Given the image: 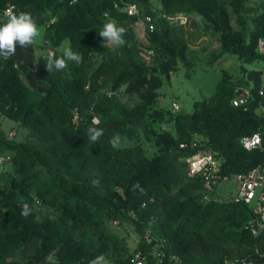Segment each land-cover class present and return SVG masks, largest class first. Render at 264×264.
Listing matches in <instances>:
<instances>
[{
    "label": "trees",
    "instance_id": "trees-1",
    "mask_svg": "<svg viewBox=\"0 0 264 264\" xmlns=\"http://www.w3.org/2000/svg\"><path fill=\"white\" fill-rule=\"evenodd\" d=\"M8 4L45 27L52 54L61 56L68 39L82 62L47 72L50 52L37 54L35 44L0 56V153L13 160L0 173V264H89L99 255L107 264H134L138 250L145 264H176L173 256L184 264L256 259L246 228L250 207L206 201L202 177L187 175L186 158L196 149L180 144L197 139L218 151L226 174L264 164V71L225 74L189 114L160 108L157 99L161 74L169 77L179 61L191 69L199 58L185 27L168 16L201 18L194 25L219 42L211 63L231 53L253 64L264 60L257 49L264 0H0ZM129 4L154 16L152 30ZM109 20L125 27L124 45L99 36ZM238 85L253 89L246 105L232 104ZM3 117L24 127L23 139L8 137ZM89 127L103 130L95 143ZM254 132L262 145L244 148L241 138ZM115 221L133 224L140 242L131 245Z\"/></svg>",
    "mask_w": 264,
    "mask_h": 264
},
{
    "label": "rangeland",
    "instance_id": "rangeland-1",
    "mask_svg": "<svg viewBox=\"0 0 264 264\" xmlns=\"http://www.w3.org/2000/svg\"><path fill=\"white\" fill-rule=\"evenodd\" d=\"M232 20L235 21V15L231 12ZM8 17L0 19V24L6 23ZM194 22L201 24V18L192 19L184 30L187 33L188 41L195 47L198 53V60L189 69L185 62L179 61L175 71L170 76L161 74L162 85L159 88V96L157 99L158 106L163 109H172V103L177 102L180 108L178 112L189 114L196 101L211 96L216 89L217 82L227 73L237 74L245 70L257 69L264 71V60L257 61L253 64H245L240 61L237 55L225 53L216 57L211 63L210 56L219 50V42L217 36L205 34L204 30L197 28ZM40 35L36 38L35 50L37 54L46 55L51 49L47 48L48 42H45V27L37 24ZM47 46H46V45ZM70 47L69 40L63 41L60 48L63 50ZM24 81L28 84L26 79ZM138 100L137 96L129 98L131 103ZM1 127L7 133L8 137L19 141L24 138L26 132L24 127L18 125L14 120L3 117L1 119ZM15 131L13 137L11 133ZM237 183L232 180H225L219 183L215 189H210L205 200H230L237 192ZM113 227L120 234L127 236L131 245H137L140 242L139 233L133 224L113 222ZM24 250V249H23ZM32 250V248H27ZM26 252L21 254V261L25 262Z\"/></svg>",
    "mask_w": 264,
    "mask_h": 264
},
{
    "label": "built area",
    "instance_id": "built-area-1",
    "mask_svg": "<svg viewBox=\"0 0 264 264\" xmlns=\"http://www.w3.org/2000/svg\"><path fill=\"white\" fill-rule=\"evenodd\" d=\"M14 4H8L6 7H0V19L7 17L6 13H14ZM129 13L136 15L139 19L148 24L150 30L154 28V16L151 14H142L137 4L128 5ZM168 18L176 25L187 26L190 23V17L185 13H178ZM259 53L264 57V38H259L257 43ZM146 55H152L151 49L145 50ZM52 53V51H50ZM253 89L251 85H238L234 89L232 104L234 106L246 105L253 98ZM172 108L177 111L180 106L177 102L172 103ZM15 131L11 133V137ZM259 141H255V137ZM241 143L246 149L257 148L262 145V135L260 132H254L244 135ZM247 144V147L245 146ZM204 143L201 140L192 139L180 144L181 147L195 148V152L186 158L187 175L190 177L201 176L204 185L208 190L214 189L219 183L225 180H234L238 187L235 196L232 198L235 202H243L250 207V216L246 223V228L254 239L253 253L256 259L250 257H241L229 259L227 264H264V164L253 167L247 171L226 174L223 172V156L218 151H212L203 148ZM13 165L12 156L0 153V173L7 167ZM174 263L184 264L180 259L172 257ZM134 264H145L143 252L138 250L132 257Z\"/></svg>",
    "mask_w": 264,
    "mask_h": 264
},
{
    "label": "clouds",
    "instance_id": "clouds-1",
    "mask_svg": "<svg viewBox=\"0 0 264 264\" xmlns=\"http://www.w3.org/2000/svg\"><path fill=\"white\" fill-rule=\"evenodd\" d=\"M6 15L8 17L7 22L0 24V56L4 59H10L16 54L17 46L27 48L34 44L40 32L36 21L30 13L20 12L15 14L9 11ZM125 32L124 26L118 25L114 20H109L103 25L99 36L109 45L122 46L125 44L123 38ZM69 61L79 65L82 62V56L74 52L70 47L63 49L62 55L59 57L50 53L46 58V70L47 72L63 71L68 67ZM92 123L97 125L99 120L94 118ZM88 134L89 139L95 143L103 135V130L98 127H89ZM254 139L256 142L259 141L258 136ZM110 143L113 148H117L119 146V137H114ZM245 146L247 147V144ZM93 183H98V181H93ZM31 212L32 209L27 204H24L21 215L28 217ZM89 264H107V262L104 255H99L89 261Z\"/></svg>",
    "mask_w": 264,
    "mask_h": 264
},
{
    "label": "water",
    "instance_id": "water-1",
    "mask_svg": "<svg viewBox=\"0 0 264 264\" xmlns=\"http://www.w3.org/2000/svg\"><path fill=\"white\" fill-rule=\"evenodd\" d=\"M190 127H192V124L190 125Z\"/></svg>",
    "mask_w": 264,
    "mask_h": 264
},
{
    "label": "crops",
    "instance_id": "crops-1",
    "mask_svg": "<svg viewBox=\"0 0 264 264\" xmlns=\"http://www.w3.org/2000/svg\"><path fill=\"white\" fill-rule=\"evenodd\" d=\"M3 19V18H2Z\"/></svg>",
    "mask_w": 264,
    "mask_h": 264
}]
</instances>
